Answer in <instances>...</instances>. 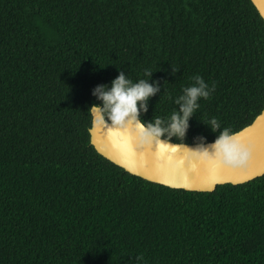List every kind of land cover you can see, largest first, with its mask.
Instances as JSON below:
<instances>
[{"label": "trees", "instance_id": "trees-1", "mask_svg": "<svg viewBox=\"0 0 264 264\" xmlns=\"http://www.w3.org/2000/svg\"><path fill=\"white\" fill-rule=\"evenodd\" d=\"M146 70L140 119L167 127L199 75L171 141L234 134L264 110V20L250 0H0V264H264V175L173 189L91 145L94 89Z\"/></svg>", "mask_w": 264, "mask_h": 264}, {"label": "water", "instance_id": "water-1", "mask_svg": "<svg viewBox=\"0 0 264 264\" xmlns=\"http://www.w3.org/2000/svg\"><path fill=\"white\" fill-rule=\"evenodd\" d=\"M250 1L264 20V0ZM110 128V122L98 127L91 125V145L113 164L152 183L191 192H213L220 185H241L264 175V110L250 125L234 133L235 140L248 151L242 164H224L214 155L203 158L190 149L206 147L212 142L171 141L178 145L177 150L161 155L154 145L140 142L134 125L128 126L126 141L114 139Z\"/></svg>", "mask_w": 264, "mask_h": 264}, {"label": "clouds", "instance_id": "clouds-1", "mask_svg": "<svg viewBox=\"0 0 264 264\" xmlns=\"http://www.w3.org/2000/svg\"><path fill=\"white\" fill-rule=\"evenodd\" d=\"M152 74L150 70H146L144 75L148 79L133 82L124 71H119L110 86L102 84L94 89L92 94L100 103L91 105L88 112L92 116L93 127L108 125L110 122V134L114 139L126 141L128 126L134 125L142 144L154 145L161 155H165L177 150L178 145L173 144L171 138L185 137L188 121L199 107L198 101L201 98L207 99L213 89L201 76H194V83L183 88V94L175 101L179 109L167 118L169 123L164 127V121L159 117L151 122L140 119L141 112H147L149 100L159 91L157 82H149ZM209 123L213 132L220 127L215 119ZM190 149L203 158L214 155L216 160L224 164H242L248 157V151L235 140L234 134L227 128L211 145ZM139 259L141 257L138 256L137 260Z\"/></svg>", "mask_w": 264, "mask_h": 264}]
</instances>
